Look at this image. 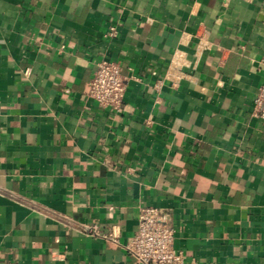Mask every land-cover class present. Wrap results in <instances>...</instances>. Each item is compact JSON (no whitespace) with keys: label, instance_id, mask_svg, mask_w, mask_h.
<instances>
[{"label":"crops","instance_id":"crops-1","mask_svg":"<svg viewBox=\"0 0 264 264\" xmlns=\"http://www.w3.org/2000/svg\"><path fill=\"white\" fill-rule=\"evenodd\" d=\"M263 83L264 0H0V264H137L146 207L184 264H264Z\"/></svg>","mask_w":264,"mask_h":264},{"label":"built area","instance_id":"built-area-1","mask_svg":"<svg viewBox=\"0 0 264 264\" xmlns=\"http://www.w3.org/2000/svg\"><path fill=\"white\" fill-rule=\"evenodd\" d=\"M107 36L116 38L118 29L111 27ZM126 82L118 63L102 60L93 71L89 96L100 107L121 112ZM254 116L264 121V83L255 99ZM170 222L169 215L161 209L146 207L141 210L139 227L124 246L137 264H184L183 254L174 249L175 230Z\"/></svg>","mask_w":264,"mask_h":264}]
</instances>
